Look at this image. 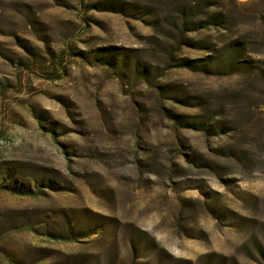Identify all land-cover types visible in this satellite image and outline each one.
<instances>
[{"label": "rangeland", "instance_id": "374dc122", "mask_svg": "<svg viewBox=\"0 0 264 264\" xmlns=\"http://www.w3.org/2000/svg\"><path fill=\"white\" fill-rule=\"evenodd\" d=\"M0 264H264V0H0Z\"/></svg>", "mask_w": 264, "mask_h": 264}, {"label": "crops", "instance_id": "0c3cea01", "mask_svg": "<svg viewBox=\"0 0 264 264\" xmlns=\"http://www.w3.org/2000/svg\"><path fill=\"white\" fill-rule=\"evenodd\" d=\"M239 1H245V0H239Z\"/></svg>", "mask_w": 264, "mask_h": 264}]
</instances>
